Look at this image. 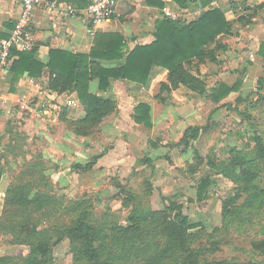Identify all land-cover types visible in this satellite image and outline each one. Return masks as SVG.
I'll return each mask as SVG.
<instances>
[{"label": "crops", "instance_id": "1", "mask_svg": "<svg viewBox=\"0 0 264 264\" xmlns=\"http://www.w3.org/2000/svg\"><path fill=\"white\" fill-rule=\"evenodd\" d=\"M88 1L58 0L61 6L78 8H84ZM164 5L179 13L178 19L185 21L196 18L202 11L201 3L193 0H187L183 5L176 0H117L116 11L111 18L93 25L84 11L68 15L61 10L51 13L37 7L30 22L35 38V57L45 63L51 49L89 52L95 34L99 32H119L126 43L125 52L136 44L150 43L154 40L155 21L163 17L161 9ZM208 6L223 11L231 24L230 31L217 34L215 42L207 47L214 53L213 60L206 58L199 62L194 58L189 66L200 63L199 71L194 73L199 77L208 73L213 81L210 86L221 82L235 85L219 101L207 97L215 104L210 113L220 106L227 109L230 104L235 106L237 98L243 99L252 91L254 99L258 98V92L264 94V61L258 52L264 42V0H210ZM19 11V0H0V37L6 36L14 26ZM108 62L104 64L113 65L116 60ZM48 74L46 68L36 76L23 71L13 77L10 68L0 72V163L4 166L6 158L2 149L12 139L25 137L30 144L29 151L20 152L18 157H8L18 159L23 156L29 166L32 162L41 163L40 175L51 178L54 186L50 190L53 191L59 187L63 192L70 193L72 187L94 185L97 175L107 173L123 178L126 169L143 160L144 156L151 158L149 163L155 165L156 170L161 162H156L155 158L174 153L175 146L188 128L206 124L200 122L201 108L197 107L201 101L196 95L202 94L182 83L172 87L167 69L153 65L144 84L122 78L112 80L103 94L114 97L115 107L97 123L93 133H80L70 123L84 115L76 93L50 90L47 87ZM259 78L263 79L262 83L258 82ZM89 90L97 92L96 79L90 81ZM67 99H72L74 103L67 105ZM139 102H145L150 107V126L134 119ZM204 131L200 130L198 136L212 140L216 135L211 129ZM195 139L185 151L178 149L181 159L190 158V148ZM104 145H108L106 149L95 153ZM93 155L99 156L91 167L93 180L86 184L71 166L75 162L85 164ZM9 180L10 177L2 172L0 188L7 187ZM32 187L38 189L34 185Z\"/></svg>", "mask_w": 264, "mask_h": 264}, {"label": "rangeland", "instance_id": "2", "mask_svg": "<svg viewBox=\"0 0 264 264\" xmlns=\"http://www.w3.org/2000/svg\"><path fill=\"white\" fill-rule=\"evenodd\" d=\"M199 65L192 64L191 72L199 71ZM203 75L200 78L210 87L212 79L208 73ZM253 92L238 101L236 108L230 104L228 109L220 106L210 113L215 105L213 101L196 95L201 101L197 106L201 108L200 122H206L203 131L211 129L216 135L212 140L198 136L190 148L189 159L178 155V149L185 151L188 145L177 144L171 155L155 158L161 162L156 170L144 156L126 169L123 178L111 173L97 175L94 185L72 187L70 193L59 187L50 190L53 182L50 177L40 175L39 165L30 168L23 156L17 159V154L29 151L27 139H12L14 142L2 149L6 168L0 163V170L10 177V183L21 184L29 179L38 188L34 190L37 199L51 197L36 201L42 205L8 204L7 187L0 188V256H9L14 264H23L31 246L44 240L51 244L43 264H91L82 243L68 229L82 215L99 228L98 252L104 262L178 264L171 253L160 260L154 257L164 245L165 214L178 210L190 222H200L189 230L187 238L189 246L202 250L199 264L215 260L264 264V249L255 246L264 240V165L255 154L258 145L255 136L264 139V94L258 92V98L254 99ZM236 153L242 154L244 162L229 167ZM242 168L250 171L251 181L236 178ZM92 170L73 169L86 184L93 180ZM206 180V192L202 195ZM172 203L175 211L170 209ZM138 223L141 224L138 230L134 227L124 231L126 226ZM125 235L133 237L121 245Z\"/></svg>", "mask_w": 264, "mask_h": 264}, {"label": "trees", "instance_id": "3", "mask_svg": "<svg viewBox=\"0 0 264 264\" xmlns=\"http://www.w3.org/2000/svg\"><path fill=\"white\" fill-rule=\"evenodd\" d=\"M176 1L183 5L187 0ZM193 1H199L202 5V11L196 18L188 21L167 17L157 19L154 25V40L150 43L136 44L125 52L123 49L126 47V43L119 32H99L95 34L94 43L89 52L51 49L49 58L45 63L36 59L35 47L27 51H15L13 53L17 54L18 57L12 59L9 65L10 71L13 73V77L22 74L23 71H28L29 75L36 76L46 68L49 73L47 87L50 90L57 93L75 92L80 104L83 106L84 115L77 120L72 119L73 121L70 123L77 132L84 134H89L97 123L115 107L114 97L103 94L111 81L122 78L137 84H144L153 65H159L167 69L168 79L172 87L182 83L213 101H219L234 89L235 85L229 86L221 82L207 87L204 80L191 72L189 65L194 58L198 59L199 62L204 61L206 58L213 60L215 58L214 53L207 50V47L215 42L217 34L229 33L231 24L220 8L206 7L210 0ZM258 52L264 61V42L261 43ZM112 60H116L113 65L104 64L110 63L108 61ZM101 61L107 62L102 63ZM92 79L97 81V92L89 90ZM262 80V78H259L258 82L262 83ZM164 85L166 86V84ZM241 99L237 98L235 104ZM149 110L150 107L147 103L139 102L134 115L135 121L144 122L146 126H150ZM204 127L205 125L188 128L179 144L189 145L191 140L195 139ZM255 139L258 144L255 151L256 159L264 165V139L258 135L255 136ZM98 156L93 155L90 161L82 165L75 162L71 167L73 169L91 168ZM145 160L151 161V158L146 157ZM243 162L242 154L236 153L233 154L228 166L235 168ZM38 165L42 169L41 163L38 161L32 162L30 168H35ZM242 169V173L236 178L244 177L247 182L251 181L250 171L245 168ZM1 173L0 170V176ZM207 183L208 180L202 185L204 186L201 189L202 195L206 192L205 186ZM32 185L29 179L23 180L21 184L9 183L5 202L8 204L17 203L23 206L35 203L42 205L41 201H36L51 197L46 195L37 199ZM170 209L175 211L176 207L173 203L170 205ZM188 219L186 215L181 214L178 210L173 214H165V240L163 247L154 255L157 260L171 253L178 264H199L202 250L198 247L189 246L187 238L190 235L189 230L197 227L200 222H190ZM140 223L135 224V226H132L134 223L126 226L124 231L128 232L134 227H136L135 230H138L141 226ZM68 229L72 237L82 243V250L91 261V264H114L110 260L104 262L100 257L97 244L99 228L87 222L84 216H77ZM132 237L125 235V240L121 242V245H124L125 241L129 242ZM50 244L42 240L36 243L35 246H31L28 254L23 259V264H43ZM255 246L264 249V240L256 242ZM0 264L14 263L11 261V257L0 256ZM207 264L242 263L215 260ZM255 264L259 263L256 262Z\"/></svg>", "mask_w": 264, "mask_h": 264}, {"label": "built area", "instance_id": "4", "mask_svg": "<svg viewBox=\"0 0 264 264\" xmlns=\"http://www.w3.org/2000/svg\"><path fill=\"white\" fill-rule=\"evenodd\" d=\"M20 11L14 26L6 36L0 37V72H3L15 57V51H27L33 48L35 38L30 26L32 13L40 7L51 13L58 10L68 15H75L84 11L93 25L106 22L116 11L117 0H89L84 8L71 5L61 6L58 0H19ZM163 17L178 19L179 13L173 11L168 5L161 9ZM74 101L67 99L66 104L72 105Z\"/></svg>", "mask_w": 264, "mask_h": 264}]
</instances>
